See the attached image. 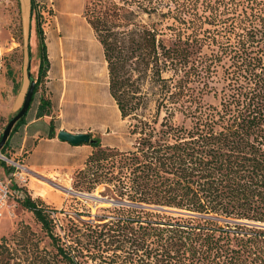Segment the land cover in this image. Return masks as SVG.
<instances>
[{
    "label": "trees",
    "instance_id": "trees-1",
    "mask_svg": "<svg viewBox=\"0 0 264 264\" xmlns=\"http://www.w3.org/2000/svg\"><path fill=\"white\" fill-rule=\"evenodd\" d=\"M232 1L229 23L219 28L204 13L197 22L158 28L141 18L169 14L156 0H84L82 16L101 46L109 95L134 139L120 150L91 136L72 192L101 186L116 204L93 216L75 212L59 226L55 208L26 186L11 185L9 199L33 215L51 251L21 224L1 237L0 264H23L8 241L26 261L31 257L27 264H264V0ZM29 5L28 21L34 0ZM36 31L41 57L30 105L48 69L39 24ZM22 43L29 61L26 30ZM206 94L217 103L205 102ZM49 109L41 97L36 117ZM27 112L0 150L8 159V141ZM54 135L50 120L47 137ZM15 162L22 165L21 158Z\"/></svg>",
    "mask_w": 264,
    "mask_h": 264
},
{
    "label": "rangeland",
    "instance_id": "rangeland-1",
    "mask_svg": "<svg viewBox=\"0 0 264 264\" xmlns=\"http://www.w3.org/2000/svg\"><path fill=\"white\" fill-rule=\"evenodd\" d=\"M29 1L0 0V132L7 119L22 104L29 84L28 62V72L34 82L36 81L41 57L40 40L36 31L39 24L46 45L48 69L45 77L38 82L37 91L30 105L31 110L36 107L39 99L44 97L50 102L49 116L55 135L57 129L73 133L86 132L92 137L99 138L102 145L120 150L129 149L134 137L129 134L128 122L121 119L109 95L106 63L101 46L82 16L84 0H34L31 27L28 29V13L25 11ZM157 2L162 4L159 12L166 15L169 10V14L166 16L153 14L151 17L143 15L141 18L144 23L157 22L160 24L157 25L158 28L173 22L179 23L180 20L197 22L198 16L203 13L210 16L211 28H219L229 23L228 18L234 8L232 0L222 2L156 0L154 4ZM242 5L235 7L238 12ZM74 29L81 30L83 40L89 41L90 44L84 42L82 46L74 44L72 41ZM25 30L28 31L29 61L22 43L25 39ZM169 37L166 33L162 39L168 43ZM81 53L84 57L79 56ZM6 64L10 66L11 77L6 75ZM12 79L16 83L15 87ZM211 85L219 89L221 83L215 82ZM203 100L212 104L217 103V99L211 94L204 95ZM173 121L180 124L182 118L176 115ZM90 150L89 146L77 148L76 152L70 154L71 163L68 166L62 167L53 162L44 173L32 176L26 174L30 183L28 187L23 188L26 190L30 188L31 192L46 193V197L40 198L46 205L57 210L54 217L59 226H65L67 218L73 216L75 212L88 210L93 216L102 214L98 211L99 207L110 205L71 193L72 175L82 167ZM4 170L6 171L5 166ZM102 190L100 186L89 195L110 201L102 195ZM21 224L27 225L33 232V240H39V248L51 251L49 240L33 215L23 210L15 199L10 198L8 208L0 219V239L9 238ZM8 244L18 251L21 262L27 264L31 257L26 261V256L19 245L9 241Z\"/></svg>",
    "mask_w": 264,
    "mask_h": 264
},
{
    "label": "crops",
    "instance_id": "crops-1",
    "mask_svg": "<svg viewBox=\"0 0 264 264\" xmlns=\"http://www.w3.org/2000/svg\"><path fill=\"white\" fill-rule=\"evenodd\" d=\"M29 6L25 11L27 13ZM30 22L28 21L29 27H31ZM36 108L37 104L27 112L24 123L11 135L6 150L10 154L9 160L20 161L21 158L23 170L28 176L46 172L47 167L53 162L62 167L68 166L71 163V153L76 152L79 147H88L84 144L72 146L67 142L59 141L56 136L48 138L50 116L36 117ZM28 183L30 181H27L26 187ZM27 192L33 198L42 197L40 192H31L30 188H27Z\"/></svg>",
    "mask_w": 264,
    "mask_h": 264
},
{
    "label": "water",
    "instance_id": "water-1",
    "mask_svg": "<svg viewBox=\"0 0 264 264\" xmlns=\"http://www.w3.org/2000/svg\"><path fill=\"white\" fill-rule=\"evenodd\" d=\"M27 68H29V62L27 64ZM27 76L28 77L30 76L29 72L27 73ZM34 85H35L34 80L30 79L21 106L19 107L18 111L5 124L1 132V136H0V150L5 144L13 125L26 114L28 107L30 105L31 98H32ZM55 136L59 141L67 142L68 144L72 146L83 145V144H88L92 142L90 133H86V132L73 133V132H68L65 130H58ZM0 155H1V152H0ZM71 193L74 195L76 194V195L83 196L85 198H88L98 203H107L110 205L116 204L112 200L108 201L103 198H97V197L91 196L89 194H79V193H74V192H71Z\"/></svg>",
    "mask_w": 264,
    "mask_h": 264
},
{
    "label": "built area",
    "instance_id": "built-area-1",
    "mask_svg": "<svg viewBox=\"0 0 264 264\" xmlns=\"http://www.w3.org/2000/svg\"><path fill=\"white\" fill-rule=\"evenodd\" d=\"M2 162L12 167V171H5ZM23 169V166L19 163L0 155V219L8 208L11 185L26 186L27 184V173ZM3 173L5 175H2Z\"/></svg>",
    "mask_w": 264,
    "mask_h": 264
},
{
    "label": "bare ground",
    "instance_id": "bare-ground-1",
    "mask_svg": "<svg viewBox=\"0 0 264 264\" xmlns=\"http://www.w3.org/2000/svg\"><path fill=\"white\" fill-rule=\"evenodd\" d=\"M81 34H82V31L81 30H75L74 29V32H73V43L75 44H78V45H83L82 43L84 42V43H87V45H89L90 44V42L89 41H87V40H83V37L81 36ZM87 45H85L86 47H87ZM79 56L80 57H84V54H79ZM41 194V196H43V197H46V193H40Z\"/></svg>",
    "mask_w": 264,
    "mask_h": 264
}]
</instances>
